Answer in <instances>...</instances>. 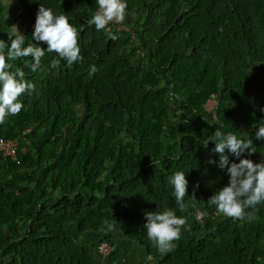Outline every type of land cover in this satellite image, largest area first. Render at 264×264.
<instances>
[{
    "label": "trees",
    "instance_id": "obj_1",
    "mask_svg": "<svg viewBox=\"0 0 264 264\" xmlns=\"http://www.w3.org/2000/svg\"><path fill=\"white\" fill-rule=\"evenodd\" d=\"M8 1L24 25L35 24L41 4L66 15L82 60L51 68L58 57L46 52L35 72L25 67L31 57L8 61L35 89L0 124L3 138L24 131L16 159L0 156V264H93L103 240L112 245L103 264L136 248L154 260L141 264H264V204L251 222L207 204L229 180L211 151L217 129L256 150L235 157L226 149L230 163L264 161L255 136L264 125V0H125L143 16L136 26L123 21L128 32L111 29L115 40L88 24L97 0ZM10 20L0 0L6 43ZM22 35L25 46L47 47ZM210 93L215 118L203 111ZM167 110L178 119L165 132ZM176 171L188 181L183 211L169 183ZM165 209L187 219L189 235L162 254L144 224L146 212Z\"/></svg>",
    "mask_w": 264,
    "mask_h": 264
},
{
    "label": "clouds",
    "instance_id": "obj_2",
    "mask_svg": "<svg viewBox=\"0 0 264 264\" xmlns=\"http://www.w3.org/2000/svg\"><path fill=\"white\" fill-rule=\"evenodd\" d=\"M97 4L99 10L88 21L96 30H105L110 23L121 24L125 20L127 9L125 0H97ZM108 36L112 40L117 39L110 30ZM32 37L47 47H41L38 43H28L25 46V36L15 25L8 34L10 43L0 39V124H3L7 117L17 115L23 108L20 97L25 93L31 94L35 89L32 82L25 80L22 69L18 68L14 73L9 71L12 67L8 63L9 60L31 57L32 62L25 63V67L33 72L40 67L46 52L55 53L58 57L50 62L51 68H57L62 60L68 66L82 60L78 29L69 22L66 15L54 14L52 9L45 8L42 4L36 14ZM96 71L95 65L91 66L89 75ZM255 136L257 139H264V125L259 126ZM214 137L215 147L211 151L219 154L218 167L222 170L226 168L229 180L208 199L207 204L215 206L217 213L226 217L251 222L256 218L258 205L264 204V161L254 163L251 159L241 158L238 163H230L225 150L235 157H241L245 151L250 156L256 151L252 141L238 137L232 132L224 134L219 129L215 131ZM203 144L207 147V141ZM209 163L216 162L210 159ZM169 183L173 186L176 204L179 210L183 211L188 184L184 171L174 172ZM145 218L144 228L147 237L160 253L174 249V242L181 238V231L188 224L186 218L178 217L171 209L146 212Z\"/></svg>",
    "mask_w": 264,
    "mask_h": 264
},
{
    "label": "rangeland",
    "instance_id": "obj_3",
    "mask_svg": "<svg viewBox=\"0 0 264 264\" xmlns=\"http://www.w3.org/2000/svg\"><path fill=\"white\" fill-rule=\"evenodd\" d=\"M1 3H2V7H3L4 15L9 17V18H11L10 23H9V27H10L11 31H12V26H14V25L18 27V30L20 31L21 34H22V32L24 30H28L30 32L34 31V24H32V25H24V24L15 22L13 20V18H12V6H11V3L8 0H1ZM142 16L143 15L141 13L140 14H136L133 11H126L125 19H129L130 20V25L136 26V23L141 20ZM256 66H258V65H256ZM253 68L254 67L250 68V72H252ZM251 95H252V92H249L248 95H245V99L250 97ZM170 103H171V99L169 97H166L164 105L165 106H170ZM173 118H174V116L169 114V110H167V116H166V119H165V127H164V131L165 132H167L169 130L170 126L172 125V122H174L175 119H178L177 117L174 118V119ZM125 137H126V135H124V134L120 135L116 139V142L124 141ZM218 216H220V215H218ZM214 220H215V218H214ZM182 235L183 236L184 235H189L188 228H186L184 231H181V236ZM87 243H90V242H87ZM122 250H123V252H122ZM122 250H121V253L119 254V257H118L117 261H111V262H114V264H121V263L122 264H141L144 261L145 262L154 261L152 259H149V257L146 258L143 255V252L141 251V249L136 248L134 250L133 249H128V250H125V251H124V249H122Z\"/></svg>",
    "mask_w": 264,
    "mask_h": 264
},
{
    "label": "built area",
    "instance_id": "obj_4",
    "mask_svg": "<svg viewBox=\"0 0 264 264\" xmlns=\"http://www.w3.org/2000/svg\"><path fill=\"white\" fill-rule=\"evenodd\" d=\"M98 10L99 7L97 4L94 13ZM111 29L122 30L126 32H128L129 30L128 26L125 23H121V24L110 23L108 25V28L105 30H111ZM129 37L133 38V35L129 33ZM216 106H217V95L215 93H210L203 103V111L209 117L215 118ZM23 134L24 131L22 130L17 134V137L15 136L11 138H3L0 136V156L8 157L11 160H15L16 151L18 149L19 138L22 137ZM200 215L201 213H197L196 218H198ZM111 250H112V245L106 240L97 243L95 246L96 262H94L93 264H103V262L105 261L106 257L109 255ZM111 264H114V262H111Z\"/></svg>",
    "mask_w": 264,
    "mask_h": 264
}]
</instances>
